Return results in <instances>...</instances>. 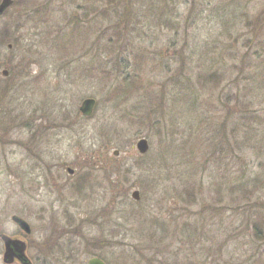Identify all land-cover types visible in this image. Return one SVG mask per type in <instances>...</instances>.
<instances>
[{
    "label": "rangeland",
    "instance_id": "rangeland-1",
    "mask_svg": "<svg viewBox=\"0 0 264 264\" xmlns=\"http://www.w3.org/2000/svg\"><path fill=\"white\" fill-rule=\"evenodd\" d=\"M2 233L33 264H264V0H15L0 14L9 264Z\"/></svg>",
    "mask_w": 264,
    "mask_h": 264
},
{
    "label": "water",
    "instance_id": "water-1",
    "mask_svg": "<svg viewBox=\"0 0 264 264\" xmlns=\"http://www.w3.org/2000/svg\"><path fill=\"white\" fill-rule=\"evenodd\" d=\"M13 3L14 0H2L0 4V14H3ZM3 74L8 75V70H4ZM95 105V98H86L83 100L80 106V111L83 113V115L90 117L94 113ZM136 146L139 152L144 154L149 150L150 145L147 138H140ZM115 154L117 155L118 151H115ZM69 172L73 173L74 170L69 169ZM132 196L134 199L139 200L140 191L135 190L132 193ZM12 220L16 222L25 233L30 234L32 232L30 224L21 216L13 215ZM2 239L5 243L4 262L10 264L13 263L14 260L17 258L19 259V261H21L22 264H32L31 260L29 259L26 253L27 244L24 240L13 238L7 234H2ZM88 264H106V262L100 257H92L88 261Z\"/></svg>",
    "mask_w": 264,
    "mask_h": 264
},
{
    "label": "flooded vegetation",
    "instance_id": "flooded-vegetation-1",
    "mask_svg": "<svg viewBox=\"0 0 264 264\" xmlns=\"http://www.w3.org/2000/svg\"><path fill=\"white\" fill-rule=\"evenodd\" d=\"M15 237V236H14ZM16 238H20V237H16ZM20 239H23V238H20ZM26 243H27V246L29 247V243H28V240H26ZM27 247V248H28ZM31 259V258H30ZM14 263H17V264H22L17 258L14 260Z\"/></svg>",
    "mask_w": 264,
    "mask_h": 264
},
{
    "label": "trees",
    "instance_id": "trees-1",
    "mask_svg": "<svg viewBox=\"0 0 264 264\" xmlns=\"http://www.w3.org/2000/svg\"><path fill=\"white\" fill-rule=\"evenodd\" d=\"M27 11H29L30 12V9H27ZM206 81V80H205ZM257 231H258V233L261 231L260 229H257Z\"/></svg>",
    "mask_w": 264,
    "mask_h": 264
}]
</instances>
